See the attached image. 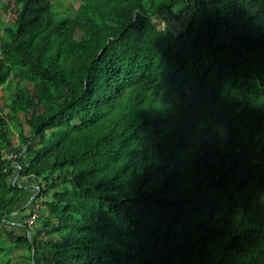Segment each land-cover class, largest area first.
Returning <instances> with one entry per match:
<instances>
[{
  "label": "trees",
  "instance_id": "trees-1",
  "mask_svg": "<svg viewBox=\"0 0 264 264\" xmlns=\"http://www.w3.org/2000/svg\"><path fill=\"white\" fill-rule=\"evenodd\" d=\"M18 1L5 23L0 0V264H264V0Z\"/></svg>",
  "mask_w": 264,
  "mask_h": 264
},
{
  "label": "rangeland",
  "instance_id": "rangeland-1",
  "mask_svg": "<svg viewBox=\"0 0 264 264\" xmlns=\"http://www.w3.org/2000/svg\"><path fill=\"white\" fill-rule=\"evenodd\" d=\"M52 1L55 3L56 7L58 9H60V12H61L62 15L65 14V11L70 6H74L75 8H78L79 5H80V2L78 0H52ZM20 6H21V2H19L18 0H11V4H10L9 10L2 12L3 21L5 23L6 22L7 23H12L14 18H15V14L18 13V10H19ZM165 16H166V13L162 14L161 17L156 20L157 22H162L163 27H166V22L163 20V18ZM189 20H190V16H185L183 22H179L178 23L176 21H171V23H170L171 26L170 27L176 33H181L183 31V29L185 28V26L188 24ZM78 36H80V35L78 34L77 37ZM10 102H11V94H10V92L5 91L3 88H0V109H3L5 114L9 110L8 105L10 104ZM20 116H21V120L25 121V118H26L25 114L21 113ZM10 136H11V140H12V142L14 144L18 145L19 143H21V138L17 134H15L14 132H11ZM66 136H67V131H64V130H59L57 132V135L54 136V137L52 135H49L47 138L42 140L43 141V146H42L43 150H48V148H52L58 142L63 140ZM20 182L22 184H24V185L33 187L28 192L27 197L25 199L26 201H28L30 198H34L38 194H40V193L37 194V192L35 191V187H34L36 185L33 182H31L28 178H21ZM6 196H7V193H6V195L4 197L0 198V206L1 207L6 204ZM32 200L33 199H31L29 202H32ZM40 200H42V202H43L44 199L41 198ZM39 203L42 204L41 201H39ZM24 205H25V203L22 206H24ZM29 210H30V208L26 212L28 213ZM40 210H42V211L39 213L40 217L38 218V220H36V224L34 226V229H37V227L41 228L43 221L47 217H49V210L48 209H46L45 207H41ZM18 220H19L18 217H16L15 221L17 223H20V220L19 221ZM13 231L16 232V233L20 232V234H24V233H26V228H24V230L14 229L13 228ZM46 231H47V229L42 227V232H40V237L46 238V234H45Z\"/></svg>",
  "mask_w": 264,
  "mask_h": 264
},
{
  "label": "built area",
  "instance_id": "built-area-1",
  "mask_svg": "<svg viewBox=\"0 0 264 264\" xmlns=\"http://www.w3.org/2000/svg\"><path fill=\"white\" fill-rule=\"evenodd\" d=\"M16 180H17V178L15 179V181H16ZM39 207H40V205L37 204V205L35 206V212H34L32 215H30V216L26 219L27 223H28L30 226H32L33 224H35V223H36V220H38V217H39L38 209H39ZM19 215H20L19 212H15V213H14V216H19Z\"/></svg>",
  "mask_w": 264,
  "mask_h": 264
},
{
  "label": "bare ground",
  "instance_id": "bare-ground-1",
  "mask_svg": "<svg viewBox=\"0 0 264 264\" xmlns=\"http://www.w3.org/2000/svg\"><path fill=\"white\" fill-rule=\"evenodd\" d=\"M18 160V159H17Z\"/></svg>",
  "mask_w": 264,
  "mask_h": 264
}]
</instances>
